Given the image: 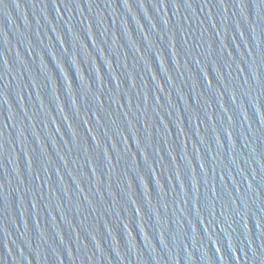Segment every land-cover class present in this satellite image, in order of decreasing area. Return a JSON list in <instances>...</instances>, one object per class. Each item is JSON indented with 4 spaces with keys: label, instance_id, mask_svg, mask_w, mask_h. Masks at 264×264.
Returning a JSON list of instances; mask_svg holds the SVG:
<instances>
[{
    "label": "water",
    "instance_id": "1",
    "mask_svg": "<svg viewBox=\"0 0 264 264\" xmlns=\"http://www.w3.org/2000/svg\"><path fill=\"white\" fill-rule=\"evenodd\" d=\"M0 264H264V0H0Z\"/></svg>",
    "mask_w": 264,
    "mask_h": 264
}]
</instances>
